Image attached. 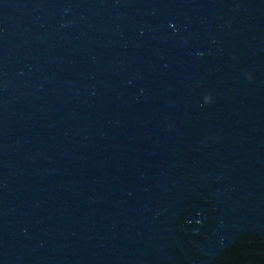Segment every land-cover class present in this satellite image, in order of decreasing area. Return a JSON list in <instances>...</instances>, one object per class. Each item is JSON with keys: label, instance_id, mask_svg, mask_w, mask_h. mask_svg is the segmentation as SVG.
<instances>
[{"label": "water", "instance_id": "obj_1", "mask_svg": "<svg viewBox=\"0 0 264 264\" xmlns=\"http://www.w3.org/2000/svg\"><path fill=\"white\" fill-rule=\"evenodd\" d=\"M191 232L264 237V0H0V264H189Z\"/></svg>", "mask_w": 264, "mask_h": 264}, {"label": "flooded vegetation", "instance_id": "obj_2", "mask_svg": "<svg viewBox=\"0 0 264 264\" xmlns=\"http://www.w3.org/2000/svg\"><path fill=\"white\" fill-rule=\"evenodd\" d=\"M200 241L197 233H186L177 251L180 258L189 264H198L202 260L207 264H264V237L259 234L232 235L215 257L200 249Z\"/></svg>", "mask_w": 264, "mask_h": 264}]
</instances>
